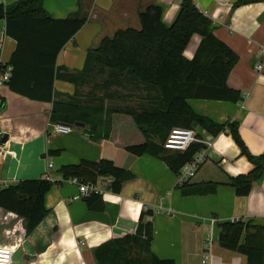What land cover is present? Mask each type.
I'll return each mask as SVG.
<instances>
[{
	"label": "crops",
	"instance_id": "crops-1",
	"mask_svg": "<svg viewBox=\"0 0 264 264\" xmlns=\"http://www.w3.org/2000/svg\"><path fill=\"white\" fill-rule=\"evenodd\" d=\"M19 0H0L11 5ZM208 17L215 37L228 46L238 61L226 84L238 91L241 100H188L194 114L223 125L236 123L240 138L250 154L264 155V1L233 7L238 0H193ZM180 0H43L42 7L52 19L74 15L86 19L83 27L59 52L58 73L80 72L88 50L116 31L140 25L138 13L154 5L162 9V23L170 26ZM200 43L192 35L182 55L191 60ZM16 43L5 35V21L0 20V63L9 62ZM261 65L260 71L255 70ZM107 75V74H106ZM107 79L102 77V81ZM54 92L62 96L89 94L90 102L100 97L105 111H152L146 90L126 80L118 86L76 87L55 80ZM79 91V92H78ZM81 98V96H79ZM3 106V109H1ZM51 104L32 101L0 85V189L22 180L50 177L54 185L44 199L45 219L26 235L23 220L0 208V245L12 250L11 264H96L93 249L100 244L134 234L141 213L151 211L153 234L151 251L159 259L174 264H246V258L218 245V224L251 220L264 225V175L252 186L248 196L238 197L234 190L217 186L214 194L183 197L177 178L159 159L136 157L124 150L127 145L143 142L128 115H113L109 139L95 142L88 135L89 126L73 127L71 133L53 132L49 120ZM198 142L205 146L206 163L193 182L216 181L236 177L252 169L248 160L227 133L212 136L200 126H193ZM58 151L54 156L48 153ZM107 159L128 170L134 179L123 183L118 194L107 187L111 179L99 178L95 187L102 199L101 211L88 209L76 184L63 180L60 168L77 165L81 160ZM51 161L52 168H47ZM205 260V263H203Z\"/></svg>",
	"mask_w": 264,
	"mask_h": 264
},
{
	"label": "trees",
	"instance_id": "trees-1",
	"mask_svg": "<svg viewBox=\"0 0 264 264\" xmlns=\"http://www.w3.org/2000/svg\"><path fill=\"white\" fill-rule=\"evenodd\" d=\"M264 0H238L233 7ZM43 0H19L11 5L0 4V20L5 21V35L13 39L16 48L7 64L0 66V74L11 68L8 88L32 101L51 104L49 120L74 127L76 123L89 126L88 135L95 142L109 139L113 115H128L143 136V142L127 145L124 150L133 156L144 155L164 162L177 175L179 170L205 149L196 142L184 152L168 151L164 142L173 128L192 129L197 125L212 136L227 133L240 155L252 169L236 177H225L220 182H193L194 177L177 186L183 197L214 194L217 186L234 190L238 197L249 195L252 186L264 175V155H252L242 142L238 125H219L197 116L187 104L188 100L227 101L241 100L238 91L227 87V78L238 61V56L213 32L211 20L203 15L193 0H180L179 11L170 26L162 23V9L148 6L138 13L139 29H122L111 37L102 38L97 46L88 50L84 68L80 72L58 73L56 58L62 48L86 22L77 15L65 19H52L42 7ZM198 35L200 43L191 60L182 53L190 37ZM107 74V75H106ZM107 79L102 81V77ZM55 80L69 82L76 87L118 86L133 81L146 90L152 111H105L100 97L90 102L89 94L62 96L53 89ZM79 92V91H78ZM81 96V98L79 97ZM3 109V106H1ZM198 139V138H197ZM58 151L48 154L54 156ZM65 181L77 179L80 183L96 184L99 178L111 179L107 189L118 194L123 183L134 175L107 159L91 162L81 160L58 172ZM58 183L46 179L22 180L0 189V208L23 220L26 235H30L45 219L48 211L44 199ZM91 211H101L103 202L99 194L84 198ZM152 212L141 213L134 234L108 240L93 249L96 264H174L172 260L157 258L150 245L152 222L146 221ZM218 245L246 258V264H264V225L251 220H234L218 224Z\"/></svg>",
	"mask_w": 264,
	"mask_h": 264
},
{
	"label": "built area",
	"instance_id": "built-area-1",
	"mask_svg": "<svg viewBox=\"0 0 264 264\" xmlns=\"http://www.w3.org/2000/svg\"><path fill=\"white\" fill-rule=\"evenodd\" d=\"M1 66V63H0ZM262 69L261 65H256L255 70L260 71ZM11 68L7 67L1 74H0V85L5 84L10 78ZM73 130L72 126L56 123L53 125V132L59 135H67L71 133ZM197 138L195 136L193 129H186V128H173L170 130L165 142L164 148L168 151L173 152H184L189 148L190 145L196 143ZM205 157L200 151L197 153L192 160L184 165L176 175L177 178V186L187 182L189 179L194 177L195 173L197 172L199 166L204 162ZM47 168H52V163L49 161L47 163ZM46 180L53 182V180L48 176ZM67 182L76 184L78 186L79 194L83 197H87L92 193L98 194V190L94 185L80 183L77 179H70ZM12 258V250L7 246L0 245V264H11ZM205 263V260H203Z\"/></svg>",
	"mask_w": 264,
	"mask_h": 264
},
{
	"label": "water",
	"instance_id": "water-1",
	"mask_svg": "<svg viewBox=\"0 0 264 264\" xmlns=\"http://www.w3.org/2000/svg\"><path fill=\"white\" fill-rule=\"evenodd\" d=\"M195 126V125H194ZM74 127H84V124L82 123H76ZM6 141V137L2 141H0V144H3Z\"/></svg>",
	"mask_w": 264,
	"mask_h": 264
},
{
	"label": "rangeland",
	"instance_id": "rangeland-1",
	"mask_svg": "<svg viewBox=\"0 0 264 264\" xmlns=\"http://www.w3.org/2000/svg\"><path fill=\"white\" fill-rule=\"evenodd\" d=\"M75 86V85H74Z\"/></svg>",
	"mask_w": 264,
	"mask_h": 264
}]
</instances>
